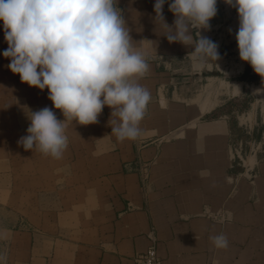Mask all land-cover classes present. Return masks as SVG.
<instances>
[{"label": "crops", "instance_id": "obj_1", "mask_svg": "<svg viewBox=\"0 0 264 264\" xmlns=\"http://www.w3.org/2000/svg\"><path fill=\"white\" fill-rule=\"evenodd\" d=\"M170 2L163 15L172 25ZM154 4L117 5L132 40L148 53L149 72L139 80L151 93L142 135L119 141L105 106L98 123L68 122L61 159L17 143L27 135L29 110L48 107L57 119L64 116L48 89L30 87L9 70L0 21V140H8L0 143V170L10 174L0 183L9 188L0 203L8 204L10 217L25 220L18 229L0 228L11 260L135 264L154 243L164 264H264V94L252 97L243 115L224 110L231 99L262 86L235 81L226 99L202 98L200 81L215 82L223 59L195 67L192 47L161 34ZM220 233L227 249L210 240Z\"/></svg>", "mask_w": 264, "mask_h": 264}, {"label": "clouds", "instance_id": "obj_2", "mask_svg": "<svg viewBox=\"0 0 264 264\" xmlns=\"http://www.w3.org/2000/svg\"><path fill=\"white\" fill-rule=\"evenodd\" d=\"M167 0H155L154 21L170 43L193 48L197 68L221 59L219 45L200 30H208L217 15V0H171L174 23L163 15ZM237 10L239 58L250 64L264 84V0H224ZM118 0H0V21L8 44L3 56L21 82L41 91L62 112L44 107L30 111L27 135L17 143L61 159L68 148V122L98 123L105 106L111 111V134L123 142L142 135L140 122L151 100L139 83L149 72L148 53L132 40ZM238 91L239 86L233 85ZM253 95L264 94V87ZM264 99V98H262ZM216 249H227L223 233L210 236ZM6 258L0 254V261Z\"/></svg>", "mask_w": 264, "mask_h": 264}, {"label": "rangeland", "instance_id": "obj_3", "mask_svg": "<svg viewBox=\"0 0 264 264\" xmlns=\"http://www.w3.org/2000/svg\"><path fill=\"white\" fill-rule=\"evenodd\" d=\"M217 9V15L210 21V28L208 30L201 29L200 35L210 38L219 45L218 52L223 62L220 63L219 70H215V82H213L212 79L208 81V79L203 78L202 81H200L201 90L198 93H200L202 98L217 97L226 99L228 94H231L228 92L230 82L235 83V81H242L244 84L250 86L254 84L263 87L264 84L261 82V77L253 71L250 65L246 67L245 73H237L238 69L242 66L245 67V62L239 58L237 41L235 38L239 27L237 10L225 4L224 0H217ZM235 57L236 60H234ZM208 82H210V84L205 87ZM252 97H255V95H252V93L248 91L241 96V98H237L238 100L231 99L227 102L224 110L231 114L243 115L246 113L248 101ZM257 97L261 98L262 96ZM241 135L243 136L244 134L241 133ZM3 141L8 143V140H0V143ZM244 157L243 155L237 157V161L243 162ZM3 165L5 164H0V166ZM9 178L10 174L8 170H0V183H8ZM8 189V187L0 186V198L6 199L8 196ZM9 210L8 204L0 203V228L18 229L24 227L25 220H17L10 217ZM0 254L4 255L6 258L4 261H0V264H24L20 255H18L16 260H11L10 252L5 242H0Z\"/></svg>", "mask_w": 264, "mask_h": 264}, {"label": "built area", "instance_id": "obj_4", "mask_svg": "<svg viewBox=\"0 0 264 264\" xmlns=\"http://www.w3.org/2000/svg\"><path fill=\"white\" fill-rule=\"evenodd\" d=\"M120 9L122 11V8ZM134 261L135 264H164V260L159 256L157 246L154 243L144 252L138 253L134 257Z\"/></svg>", "mask_w": 264, "mask_h": 264}]
</instances>
